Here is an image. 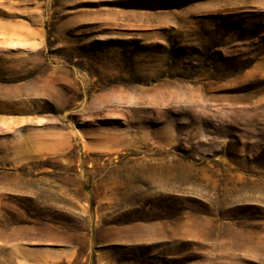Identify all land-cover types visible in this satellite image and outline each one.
<instances>
[{
    "label": "rangeland",
    "instance_id": "obj_1",
    "mask_svg": "<svg viewBox=\"0 0 264 264\" xmlns=\"http://www.w3.org/2000/svg\"><path fill=\"white\" fill-rule=\"evenodd\" d=\"M0 264H264V0H0Z\"/></svg>",
    "mask_w": 264,
    "mask_h": 264
}]
</instances>
